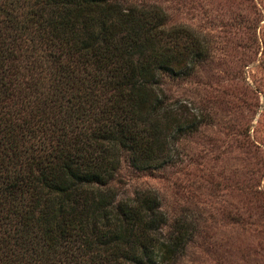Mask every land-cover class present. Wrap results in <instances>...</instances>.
<instances>
[{
    "label": "trees",
    "instance_id": "1",
    "mask_svg": "<svg viewBox=\"0 0 264 264\" xmlns=\"http://www.w3.org/2000/svg\"><path fill=\"white\" fill-rule=\"evenodd\" d=\"M211 50L154 3L0 0V264H175L193 221L110 181L123 155L175 161L209 121L162 82Z\"/></svg>",
    "mask_w": 264,
    "mask_h": 264
},
{
    "label": "rangeland",
    "instance_id": "2",
    "mask_svg": "<svg viewBox=\"0 0 264 264\" xmlns=\"http://www.w3.org/2000/svg\"><path fill=\"white\" fill-rule=\"evenodd\" d=\"M118 1L158 4L168 23L207 34L212 50L188 76L162 82L209 121L159 168L137 169L123 155L110 181L117 198L151 188L169 223L193 221L175 264H264V0Z\"/></svg>",
    "mask_w": 264,
    "mask_h": 264
}]
</instances>
